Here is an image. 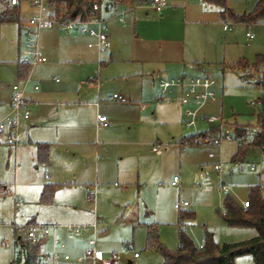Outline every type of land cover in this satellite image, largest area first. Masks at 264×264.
I'll return each instance as SVG.
<instances>
[{"label": "rangeland", "instance_id": "374dc122", "mask_svg": "<svg viewBox=\"0 0 264 264\" xmlns=\"http://www.w3.org/2000/svg\"><path fill=\"white\" fill-rule=\"evenodd\" d=\"M110 1L105 0L103 8ZM198 1L167 0L177 12L162 22L163 12L142 8L137 13L138 30L146 27L160 32L162 28L173 37L195 31V40L200 41L214 14L206 12L203 19L188 16L185 23L180 7L186 3L187 9L192 8ZM257 1L228 0L238 15L251 12ZM20 10L21 26L0 25V118L9 111L14 85L26 86L30 101L19 115L17 148L7 144L6 136H0V264L17 259L21 252L17 239H28L30 224L59 226L55 249L62 256L69 255L70 264L92 249L89 241L93 234L75 238L63 228L67 225L96 221V249L104 259L114 256L113 264H162L161 254L147 248V226L157 225L159 242L177 250L180 211L195 213L187 230L197 245L204 243L207 230L219 244L257 235L254 228L227 226L221 214L227 196L248 200L251 187H259L264 195L262 151L250 148L242 162L232 161L238 149L234 126L236 132L245 129L252 133L260 126L259 117H264V105H251L264 104V21L211 26L218 60L200 69L195 64V76L215 79L217 101L208 104L201 116L222 118L227 122L224 132L233 139L215 146L206 144L209 135H199L194 145L182 147L180 140L194 136L195 131L186 128L176 106L160 100V87H150V96L142 99L145 113L137 123L129 124L118 105L107 98L121 95L120 90L126 87L122 78L130 70L116 56L111 61L107 51L99 57L86 47H70L58 27L41 33L48 62L30 68L26 78L20 77V34L36 9L24 0ZM191 21L198 24L188 23ZM224 24L231 26L227 33ZM247 33L254 35L251 41ZM120 44L114 51L126 53ZM198 51L196 55L202 57L203 52ZM160 71L163 74L164 68ZM98 101L97 110L94 103ZM98 115L108 117V129L97 128ZM210 130L203 119L199 120V132ZM42 144L49 147L47 164L38 159ZM174 177L179 179L177 186L172 184ZM47 185L55 191L51 202L44 203L41 194ZM223 186L231 192L222 190ZM184 202L188 205L183 206ZM53 250L49 235L42 251L50 254ZM14 264H24V257ZM236 264H253V260L243 255Z\"/></svg>", "mask_w": 264, "mask_h": 264}, {"label": "trees", "instance_id": "16d2710c", "mask_svg": "<svg viewBox=\"0 0 264 264\" xmlns=\"http://www.w3.org/2000/svg\"><path fill=\"white\" fill-rule=\"evenodd\" d=\"M24 0H20V3ZM47 9L55 18H68L88 20L96 15L92 12L93 3L103 4L105 0H46ZM138 6H145L152 0H134ZM203 4L216 7L220 10V20L234 23L253 24L264 21V0H258L251 12L238 15L229 6L228 0H201ZM20 3L12 5L11 0H0V25L18 24L20 18ZM98 14V13H97ZM240 65V64H239ZM29 68L19 66L18 74L25 77ZM259 130L249 132L240 130L236 132L238 149L232 156L235 163L242 162L249 149L258 148L264 152V117L258 120ZM195 137L181 139L182 147L194 145ZM250 149V150H251ZM38 159L47 164L49 160V147L42 144L38 147ZM53 186H45L41 201L51 202L54 195ZM250 207L244 209L234 198L227 196L223 201L224 212L221 214L223 221L230 227H250L257 230V235L249 240L235 243H216L210 231L205 232L204 243L197 245L187 230L188 221L195 219L194 212L180 211L178 220V248L169 250L159 242L158 226H147L146 245L149 249H156L163 258L162 264H236V259L243 255L252 257L253 264H264V195L259 187H251L248 195ZM31 227L36 224H30ZM44 239H23L18 237L20 255L14 262H20L24 257V264H41L45 254L42 251ZM202 246V248H200ZM14 262L12 264H14Z\"/></svg>", "mask_w": 264, "mask_h": 264}, {"label": "built area", "instance_id": "2783aa9c", "mask_svg": "<svg viewBox=\"0 0 264 264\" xmlns=\"http://www.w3.org/2000/svg\"><path fill=\"white\" fill-rule=\"evenodd\" d=\"M32 7L36 9L34 14L28 21H26L23 31L20 34V56L19 65L30 68H34L40 64L48 62L47 57L43 52V48L40 43L41 33L43 30L52 29L58 27L65 32L77 31L82 34L95 38L98 42L99 51H103L108 47V23L107 20L100 16L103 6L98 3H93L91 9L95 16L88 20L80 19H68V18H55L47 9L46 0H27ZM12 5H18L20 0H11ZM167 6L166 0H152L146 4L145 7L154 10L156 12H162ZM98 13V14H97ZM123 13L118 15L121 22L124 21L122 17ZM231 26L225 25L224 29L228 30ZM247 38L252 40L254 35L247 33ZM161 89V100L165 99L168 103L173 102L174 97H178L180 104L184 108V123L186 128L193 129L195 131L194 137L199 135H209L205 141L206 144H212L220 146L224 141H231L232 135L224 132V128L227 125L220 117L215 116H201V111L210 103L217 101V95L214 90L216 85L215 79L208 76H196L188 77L181 76L178 78L166 79L159 75L156 77ZM58 81V80H57ZM35 90H39V85L35 87ZM109 101L120 102L124 98L119 94H113L108 97ZM30 104V101L26 98L23 90L18 87L14 89L13 99L10 104L9 112L0 118V136H6L7 144L11 147L17 145V130L19 126L20 112ZM99 102L97 103V105ZM252 106H261V102H252ZM183 119V120H184ZM203 119L206 125L210 126V131L199 132L198 122ZM99 122L103 125H107V117H99ZM236 127L234 126V133L236 138ZM259 130V128H257ZM213 157V155H210ZM255 170V166L251 168ZM179 183L178 177H174L173 185L177 186ZM227 193L231 190L227 187H222ZM241 206L244 209L250 207L249 201H241ZM186 202L183 206H187ZM59 226L57 225H38L31 227L27 231V237L30 239H45L49 235L53 237L54 250L50 254H46L41 264H70L71 257L69 255L62 256L56 249L58 240L56 234ZM69 233L75 238H82L85 233L90 232L93 234V239L89 241V246L92 248L81 257H78L75 264H112L114 256L109 259H104L103 254L96 249V238L98 236V225L94 222L89 225L77 224L63 226ZM63 247V246H62ZM202 248V246H200ZM137 258L138 255L135 254Z\"/></svg>", "mask_w": 264, "mask_h": 264}, {"label": "crops", "instance_id": "0c3cea01", "mask_svg": "<svg viewBox=\"0 0 264 264\" xmlns=\"http://www.w3.org/2000/svg\"><path fill=\"white\" fill-rule=\"evenodd\" d=\"M198 2H200L199 5H197L198 7L194 6L187 9L186 3H182L180 7L184 9V11H182V16L184 17L185 23H187L188 16L192 19H194L196 16L200 17L199 19H203L206 12H212L214 14L212 17L213 19L210 22L212 23V25L204 27L207 30V34H205L203 38L200 39V41L195 40V31L192 34H184L181 37H173L167 35L164 31H162V28L158 29V31L160 32H157L153 28L149 29L146 27L139 31V20L137 19V13L142 8L147 7L138 6L134 0H111L110 3L107 4L106 8L102 9L100 16L106 19L108 23V49L99 51L97 40L80 32H65L59 28L58 31L62 32L66 36V40L69 43L70 47H86L88 50H93V52H95L96 54L98 53L99 57H102V54L107 51V53H109L111 61L114 56L122 60L124 65L127 66L128 70H130V74H126V76L122 78V81H124L126 84L124 90H120L121 96L124 98V100L113 103H116L121 114L129 121H131L129 122V124L137 123L138 119L142 118V115L145 113L146 109H144L142 99L150 96L151 86L155 87L157 85L159 87L158 79L156 78L157 75L166 79L178 78L181 76L196 77L195 64L196 67L200 69V67L202 66L204 67L205 65H212L218 60L217 57L219 51L216 40H214V38L212 37V29L210 28L213 25L227 23L229 21L224 22L220 20V10L218 8L206 6L201 0H199ZM162 12L164 13V15L161 18V22L166 20L169 16H172L173 12L177 11L172 10L171 5H169V3L167 2V6ZM121 13H123V22H121L118 18V15ZM188 23L194 26L198 24V22L194 21ZM225 25L226 24H224V26ZM54 28L46 30H53ZM230 28L228 30H225L223 27V30L225 33H227ZM209 30L211 31L209 32ZM120 42V45L122 47H125V49L127 50L126 53H123L122 51H114V47L116 48ZM196 50H199L198 52H203L202 57L196 55ZM19 56L20 41L18 61ZM224 63L225 61H223V64ZM161 67L164 68L163 74L160 71ZM28 71L26 70V75L24 78L27 77ZM17 87L23 90L25 93L26 86L20 88L19 86L14 85L11 90V99H13L14 89ZM158 96L159 95H157V97ZM107 101L109 102L108 98ZM98 102L94 103V106L97 108V110L100 107V103L97 105ZM170 104L176 106L178 112L184 117V108L180 104L178 97H174L173 102H171ZM97 113L99 112L97 111ZM101 116L105 115H98L97 128L108 129L110 127L108 117L107 125L105 126L99 122V117ZM14 148H17V145ZM262 153L264 154V152ZM89 198L92 199L91 196ZM236 201H238L239 203L241 202L239 200ZM113 263L114 259L112 260V264Z\"/></svg>", "mask_w": 264, "mask_h": 264}]
</instances>
